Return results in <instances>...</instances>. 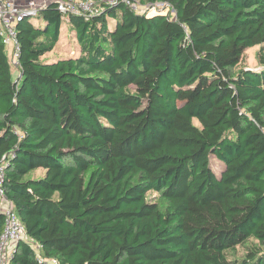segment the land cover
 Returning <instances> with one entry per match:
<instances>
[{
	"label": "trees",
	"instance_id": "obj_1",
	"mask_svg": "<svg viewBox=\"0 0 264 264\" xmlns=\"http://www.w3.org/2000/svg\"><path fill=\"white\" fill-rule=\"evenodd\" d=\"M95 2L18 21V82L0 36L2 187L38 244L9 264H264V0Z\"/></svg>",
	"mask_w": 264,
	"mask_h": 264
},
{
	"label": "built area",
	"instance_id": "obj_2",
	"mask_svg": "<svg viewBox=\"0 0 264 264\" xmlns=\"http://www.w3.org/2000/svg\"><path fill=\"white\" fill-rule=\"evenodd\" d=\"M51 0L40 4L39 0H0V36L8 47L11 63L20 69V43L16 25L24 17H34L39 14L41 8ZM57 2L58 9L64 14L83 13L92 14L98 11L95 0H53ZM113 2L115 0H109ZM137 4H133L135 7ZM20 79V72L18 78ZM5 175V166L0 164V198L2 210L5 214V226L0 235V264H9L20 240L34 243L26 232L19 216L14 210L12 202L6 197L2 187ZM6 206V207H5ZM34 245V244H33ZM38 246V244H36Z\"/></svg>",
	"mask_w": 264,
	"mask_h": 264
},
{
	"label": "rangeland",
	"instance_id": "obj_3",
	"mask_svg": "<svg viewBox=\"0 0 264 264\" xmlns=\"http://www.w3.org/2000/svg\"><path fill=\"white\" fill-rule=\"evenodd\" d=\"M46 0H39L40 4L45 3ZM135 10L141 12V13H147V14H156V13H171L174 15L173 8L164 2H157V3H147L145 5L137 4L134 7ZM173 11V12H172ZM40 16H35L33 19H39ZM77 41L74 38V34L71 30V27L68 23V19L64 18V22L61 25V35L59 38V42L56 45L55 49L51 53H61L65 55H72L75 52H77ZM261 49V45H256L253 46L249 49H247L244 53L243 60L240 62L239 65L235 68V71L240 70V68H252V69H259L261 68V63L259 62L258 54ZM10 55V54H9ZM10 58V56H9ZM12 71L14 74V77H18L19 75V68L14 66L11 63ZM212 167L216 171V173L220 174L222 170V165L221 163L218 162L216 158L212 156ZM42 171H37L36 175L41 174ZM157 193L156 192H151L149 194V198L155 199ZM6 207V206H5ZM35 247L36 243H33ZM246 252V249L244 246H239L236 249V253L240 254V256L244 255Z\"/></svg>",
	"mask_w": 264,
	"mask_h": 264
},
{
	"label": "water",
	"instance_id": "obj_4",
	"mask_svg": "<svg viewBox=\"0 0 264 264\" xmlns=\"http://www.w3.org/2000/svg\"><path fill=\"white\" fill-rule=\"evenodd\" d=\"M15 81H17V82H18V79H15Z\"/></svg>",
	"mask_w": 264,
	"mask_h": 264
}]
</instances>
